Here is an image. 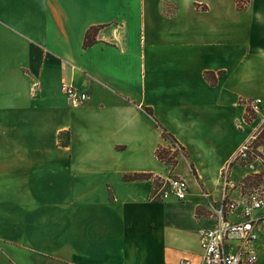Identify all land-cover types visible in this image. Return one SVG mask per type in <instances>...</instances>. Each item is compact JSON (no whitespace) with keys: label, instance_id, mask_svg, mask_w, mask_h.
<instances>
[{"label":"crops","instance_id":"obj_1","mask_svg":"<svg viewBox=\"0 0 264 264\" xmlns=\"http://www.w3.org/2000/svg\"><path fill=\"white\" fill-rule=\"evenodd\" d=\"M243 5L0 0V264H201L214 221L198 188L221 201L212 175L248 133L241 100L264 106V0ZM63 83L90 100L70 106ZM145 108L202 178L157 159L170 142ZM170 176L188 199L152 201Z\"/></svg>","mask_w":264,"mask_h":264},{"label":"built area","instance_id":"obj_2","mask_svg":"<svg viewBox=\"0 0 264 264\" xmlns=\"http://www.w3.org/2000/svg\"><path fill=\"white\" fill-rule=\"evenodd\" d=\"M39 84H32L31 92L37 91ZM61 91L70 106L79 107L90 100L87 91L66 83ZM246 108L244 117L237 121L236 127L248 133L229 160L222 173L223 194L218 207L211 206L214 225L201 231V264H264L258 249L261 234L264 233V106L261 99L241 100ZM251 128V129H250ZM171 151H180L176 144L170 143ZM235 168L247 171L245 177L263 178V184L238 199L229 197L235 187L231 176ZM160 179L161 187L151 196L152 201L167 202L175 200L185 202L189 195L188 182L179 176ZM180 264H192L184 260Z\"/></svg>","mask_w":264,"mask_h":264},{"label":"rangeland","instance_id":"obj_3","mask_svg":"<svg viewBox=\"0 0 264 264\" xmlns=\"http://www.w3.org/2000/svg\"><path fill=\"white\" fill-rule=\"evenodd\" d=\"M236 129L240 133V134H238V137H240V138L243 137V135H245V133L249 131V129L243 130V127H242V129H239L238 127H236ZM230 143H232V142H230ZM226 146H227V148H225L224 150H222L220 152V156H223L224 153L227 152V150L231 146V144H227ZM186 153L188 155L187 158H181V159H185L186 160V162L190 166V171L192 172V174L194 176H195V174H197V176L199 177V179L202 178V175L201 174H198V171H197L194 163L192 162V160L190 158V154H189V152L187 150H186ZM196 159H198L197 160L198 164H200V162H203V160H204L202 158H196ZM184 166H185V164H182L181 165V169H185ZM192 167L195 170V174L192 171ZM222 173H223V169L221 170L220 173L213 174L212 175V179H216L217 178L219 180V187H218V189H219V197L221 199H222L223 188H224L223 181H222V178H221ZM246 174H247V171L244 170V169L235 168L233 170V173H232V176H231V181L234 183L235 187L230 190L229 195H228L232 199H238L240 196H245L248 192H250L254 188H256V187H258V186H260V185L263 184V178L261 176H259V175L255 176L253 178L248 176V177L242 179V177H245ZM160 187H161L160 179H155L154 180V191H153V194L157 193L158 190L160 189ZM197 193L200 195L201 198L206 199L215 208L219 206L220 202H215L214 196H213V194H214L213 192L208 191L207 189L205 190L202 187H200V188H198ZM212 214L213 213L210 211V215L211 216H212ZM211 219L214 221V218L213 217H211ZM258 247H259V251H260L261 255L264 258V233L261 234L260 240L258 242Z\"/></svg>","mask_w":264,"mask_h":264},{"label":"trees","instance_id":"obj_4","mask_svg":"<svg viewBox=\"0 0 264 264\" xmlns=\"http://www.w3.org/2000/svg\"><path fill=\"white\" fill-rule=\"evenodd\" d=\"M236 2L238 4V8L242 10L245 8L243 3H247L248 0H236ZM99 30L100 27H92L88 30L84 41V48L91 47L98 42L97 35ZM205 78L208 81H210V83L212 84L215 83L216 78L213 77L212 74L205 73ZM144 112L154 120L156 127L159 130H161L163 138L172 144H176L180 148V151L177 150L173 152L171 151L170 148L160 147L156 151L157 159L168 165L171 168V170H173L178 165L179 160L181 158H187L188 155L186 153V149L176 140V138L173 135H171L164 127H162L160 123L154 118L152 109L145 108ZM262 139H264V131L262 133ZM192 171L195 174V170L193 167H192ZM195 176L198 179L197 174H195ZM149 177L150 176L134 174L132 176L126 175L124 178L138 180V179H146Z\"/></svg>","mask_w":264,"mask_h":264}]
</instances>
